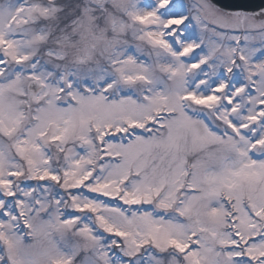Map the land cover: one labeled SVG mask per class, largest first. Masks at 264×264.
<instances>
[{
    "label": "snow or ice",
    "instance_id": "snow-or-ice-1",
    "mask_svg": "<svg viewBox=\"0 0 264 264\" xmlns=\"http://www.w3.org/2000/svg\"><path fill=\"white\" fill-rule=\"evenodd\" d=\"M0 264H264V0H0Z\"/></svg>",
    "mask_w": 264,
    "mask_h": 264
},
{
    "label": "water",
    "instance_id": "water-1",
    "mask_svg": "<svg viewBox=\"0 0 264 264\" xmlns=\"http://www.w3.org/2000/svg\"><path fill=\"white\" fill-rule=\"evenodd\" d=\"M218 2H223V0H218ZM255 3H256V4H259V3H260V0H255ZM238 6L250 7V5L247 4L246 2L241 3V4H239Z\"/></svg>",
    "mask_w": 264,
    "mask_h": 264
}]
</instances>
